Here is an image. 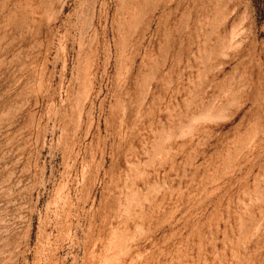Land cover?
<instances>
[{"label": "rangeland", "instance_id": "obj_1", "mask_svg": "<svg viewBox=\"0 0 264 264\" xmlns=\"http://www.w3.org/2000/svg\"><path fill=\"white\" fill-rule=\"evenodd\" d=\"M0 264H264V0H0Z\"/></svg>", "mask_w": 264, "mask_h": 264}]
</instances>
